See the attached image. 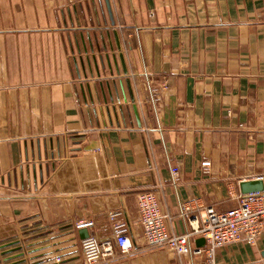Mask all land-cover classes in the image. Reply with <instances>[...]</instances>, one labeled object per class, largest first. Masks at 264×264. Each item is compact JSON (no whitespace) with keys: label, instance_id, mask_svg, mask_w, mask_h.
I'll list each match as a JSON object with an SVG mask.
<instances>
[{"label":"crops","instance_id":"0c3cea01","mask_svg":"<svg viewBox=\"0 0 264 264\" xmlns=\"http://www.w3.org/2000/svg\"><path fill=\"white\" fill-rule=\"evenodd\" d=\"M252 180L264 0H0V264H88L80 231L112 236L114 212L133 247L100 264H208L144 242L139 193L185 234L184 204L225 211ZM258 261L264 231L215 264Z\"/></svg>","mask_w":264,"mask_h":264},{"label":"built area","instance_id":"2783aa9c","mask_svg":"<svg viewBox=\"0 0 264 264\" xmlns=\"http://www.w3.org/2000/svg\"><path fill=\"white\" fill-rule=\"evenodd\" d=\"M208 163H205L207 165ZM174 174H179L176 168ZM142 238L146 244L163 246L181 256L190 251L204 256L208 264H215L220 248L239 242L254 245L264 231V191L244 194L239 203L225 211L213 207L199 217L193 212L190 202L183 206L182 215L188 219L191 231L185 234H170L166 225L167 215L162 212L159 199L152 191H143L138 195ZM121 212L111 214L113 234L101 239L95 235L84 238L81 249L88 264H100L115 255L117 246L122 254L132 250L133 242L125 222L119 220ZM93 226V222L81 221L78 228ZM193 237H202L204 247L190 249ZM255 264H264L258 261Z\"/></svg>","mask_w":264,"mask_h":264},{"label":"water","instance_id":"95a60500","mask_svg":"<svg viewBox=\"0 0 264 264\" xmlns=\"http://www.w3.org/2000/svg\"><path fill=\"white\" fill-rule=\"evenodd\" d=\"M242 192L245 194L253 193V192H261L264 191V182L262 180H252V181H246L241 184ZM81 236L82 238L88 237V232L86 230H81ZM200 241H205L204 238H201ZM24 253L20 254L22 256Z\"/></svg>","mask_w":264,"mask_h":264}]
</instances>
